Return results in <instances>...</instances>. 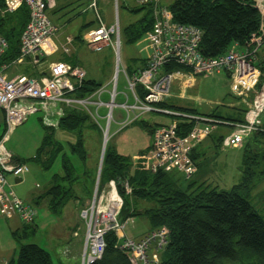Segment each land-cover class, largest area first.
I'll return each mask as SVG.
<instances>
[{"label":"built area","instance_id":"obj_1","mask_svg":"<svg viewBox=\"0 0 264 264\" xmlns=\"http://www.w3.org/2000/svg\"><path fill=\"white\" fill-rule=\"evenodd\" d=\"M83 1L86 11L93 15L95 22V27L82 37L84 45L92 52L108 48L117 55L120 45L118 27H107L104 24L98 12V0ZM161 1L133 0L136 6L147 7L151 11L152 27L144 39L149 45V53L145 66L132 75L122 69L127 87L132 93L133 104L126 105L127 102H124L125 104L117 105V75L113 89L108 93L109 102L101 101L103 88L84 99L71 97L84 82L86 75L79 66L66 62L50 64L47 74L39 79L26 76L9 78L8 72L27 60L36 66L41 59L55 54L58 49L53 38L58 34L59 28L47 15V7L54 6V0H3L1 16L13 15L21 7H25L28 12V21L19 39L18 57L8 64H0V216L3 219L16 217L21 225L26 226L32 224L37 216L36 211L12 190L18 184L16 181L22 182L28 168L17 162L14 155L4 147L13 130L37 112L43 113L42 126L56 130L66 109L83 111L93 121L100 108H108L105 116L107 128L101 129L102 138L108 137V126L116 107L126 112L124 120L120 118L122 121L118 123L122 129L149 113L172 115L192 122L193 127L186 136L178 135L175 123L155 127L148 150L151 158L148 169L151 173L155 174L159 170L175 171L186 180H190L198 171L191 158V151L213 132L215 127H210L211 124L231 127L230 134L220 141L222 150L241 147L243 141L252 134L264 133L260 122V115L264 110V83L258 87L261 72L257 67L259 51L264 44V1L253 0L262 22L248 44L245 47L232 44L225 54L212 59L203 58L199 52L202 32L196 27L174 22L170 11L162 6ZM71 43L72 39L66 38L61 47L63 54H70ZM7 50V41L0 35V61ZM168 66L182 69L166 72L164 69ZM220 73L228 75L230 94L246 106L243 122L227 124L157 107L170 97L174 80L184 79L189 85L193 77ZM256 88L261 91L249 103V94ZM138 90L141 91V97ZM90 107L94 110L91 111ZM99 186L97 182L90 202L78 213L86 228L82 264H92L101 257L106 246L105 236L111 233L116 238L115 248L129 254L131 264H156L157 258L149 253L152 251L157 254L164 248L168 230L164 227L153 229L140 240L133 241L125 235V229L133 223V219L128 218L123 222L119 220L123 198L117 191L118 184L109 181L106 185ZM119 188L125 196L132 193L127 180H122Z\"/></svg>","mask_w":264,"mask_h":264},{"label":"trees","instance_id":"obj_2","mask_svg":"<svg viewBox=\"0 0 264 264\" xmlns=\"http://www.w3.org/2000/svg\"><path fill=\"white\" fill-rule=\"evenodd\" d=\"M2 7L3 0H0V10ZM167 9L174 22L196 27L202 32L198 49L205 59L225 54L232 44L245 47L250 37L258 32L262 22L253 0H175ZM27 21L28 12L25 7H21L13 15L1 16L0 13V35L8 44V50L0 64H8L18 57L19 39ZM151 27L152 16L148 9L147 15L138 23L124 28L125 43L136 44ZM257 67L261 72L259 87L264 83V62H258ZM126 69L129 75L135 72L131 67ZM180 69L182 68L168 66L164 70L168 72ZM101 87L100 84L85 79L71 97L84 99ZM138 94L141 97L140 90ZM157 107L168 111L171 109L165 102ZM173 112L198 115L195 111L186 109H175ZM165 116L177 118L173 123L177 125L179 136H186L193 126L192 122L182 118ZM157 126L160 125L149 127L142 124L150 137ZM45 129L50 134L32 160L37 161L44 171L50 170L56 161L61 163V173L52 176V185L39 198L46 201L51 214L59 215L65 205L75 199L73 186L77 178L71 158L77 157L82 163L87 158L84 130L93 129L101 141L102 133L91 122L88 114L76 109L65 110L58 129ZM56 132L74 133L75 139L67 142L65 147L61 142L52 140L51 137H55ZM242 173L245 175L244 171ZM247 176L248 178L243 176L242 183L231 191H218L202 186L190 191L189 186L184 189L180 187L179 179L169 172L159 170L153 174L149 169L148 173L143 170L131 172L128 158L111 150L106 144L100 181H116L122 195L119 184L122 180H127L132 189L131 196L151 204L139 211L129 210L128 203L124 200L119 220L123 222L128 218L143 217L151 230L161 227L168 230L166 245L159 251L161 254L156 264H264V221L248 199L249 186L254 176L251 169ZM28 226L30 225H23L22 229ZM17 235L18 232L15 231L12 237ZM23 235L26 233L23 232ZM115 243V236L107 234L105 249L101 257L92 264H131L130 255L117 250ZM7 264H51V260L48 253L39 246L20 244L16 258Z\"/></svg>","mask_w":264,"mask_h":264},{"label":"rangeland","instance_id":"obj_3","mask_svg":"<svg viewBox=\"0 0 264 264\" xmlns=\"http://www.w3.org/2000/svg\"><path fill=\"white\" fill-rule=\"evenodd\" d=\"M174 1L175 0H162L161 3L162 6L169 8ZM55 8V5L47 7V11ZM140 9L141 7H137L133 0H98V12L104 24L107 27L116 26L121 32L118 54L116 55L108 48H105L100 52H92L82 45V43L78 45L77 51L79 54V61L87 71V78L100 84L102 86L101 88L104 89V93L101 96L102 102H109L110 96L108 93H111L115 76L117 75L118 85L115 90L117 92L115 103L117 105L125 104L124 102H127L126 105L133 104V101H131V99H133L132 93L127 87L122 69L124 68L127 72L126 68L131 67V62L129 60L133 57H138V54L144 55L145 53L139 52L140 50H143L144 47L149 49V45L144 40L145 35L135 45L126 44L124 41L123 30L129 25L138 23L147 15V7ZM134 10L140 11L135 12ZM91 19L94 22L93 15L90 13L81 17V21ZM60 54L61 53H59V55ZM57 56L58 54L52 58L46 59L45 65L50 61L56 60ZM117 70H119V72H117ZM192 83V86L186 91V99L184 101H179L176 98L180 90L179 84L177 81H174L171 87L170 98L167 99V103L171 105H181L187 108H195L199 110L200 113H203V115L210 112L216 106L219 107L221 113L226 112L225 103L229 102V97H232V95L230 94L229 78L225 73L210 76H196L192 78ZM184 84H188L186 83V80H184ZM106 91L107 94L105 93ZM260 91L261 90L258 88L252 90L249 94L248 102L252 103L255 94L260 93ZM227 95L230 96L227 97ZM222 100L225 102L221 103ZM90 109L91 111L94 110L93 107H90ZM107 109L100 108L97 115H94L93 121L91 120V122L100 130H105L107 128V120L105 117ZM42 115V112L34 113L27 119V121L17 126L5 142L4 146L6 150L14 155L19 163L25 164L28 168V173L23 177L22 182L14 185L12 190L18 197L36 211L37 216L30 226L23 229L19 225L16 226L17 228H13V224H15L14 221L17 220L15 219L16 217L5 220L0 216V230L3 233L5 230L4 227L8 223V230L7 232H4L3 235V238H5L6 234L7 239H9L8 235L11 237L10 239H12V234L15 231L18 232V235L12 240L15 244L16 253L20 244H35L48 253L51 264H82L83 250H85L84 239L86 237V228L85 225H83L82 220L79 219L78 213L81 208L85 207L90 202L91 194L93 193L97 182L100 185V188L106 185L109 181L114 180H108L105 183L100 181L102 164L100 170L99 165L103 140H100L97 132L92 131L93 129H85L83 136L87 158L84 163H82L77 157L71 158V164L75 171V178H77L73 186L75 199H71L59 215L51 214L47 209L46 201L39 198H41L52 185V176L61 173V163L60 161H56L50 170L44 171L39 167L37 161L32 160L38 154V150L42 146L45 138L50 134L41 125ZM125 116L126 112L123 109H120V107L113 109L112 121L108 126L106 144L111 150L128 158L131 172L143 170L144 173H148V167L151 161L148 154L149 134L146 129L142 128V124L145 123L149 127H154L157 122L168 124L173 123L177 118L149 113L143 115L138 123L122 129L118 123L122 121L120 118L124 120ZM215 126L219 125H210V127ZM51 138L54 141L61 142L65 147L67 146V142H71L75 139L74 133L70 132H56L55 137ZM65 152L68 153L66 150ZM237 152L240 155V161L242 158H248L245 160L246 164L243 170H235L233 167L234 162L230 154ZM211 154H214V159L217 157L215 163L219 164V162L222 161L229 165L228 170H220L219 166L213 169L212 180L215 181V186H217L216 189H218V191H231V187L237 184V180H240V177H238V171H240V173L244 171L245 175L242 173V178L243 176L248 178V170L253 161L249 152L245 155L244 150L238 151L233 148H227L224 150L213 151ZM240 161L236 164V167L241 165ZM209 164H213V160H210ZM254 171L256 172V176L249 186L251 195H256L260 190V172L262 170ZM169 173L179 179L180 182H178V184L180 187L183 189L186 188L190 180L184 179L181 174L175 171H170ZM10 182L15 184L11 179ZM65 184L68 185L67 183ZM253 188L255 189L253 190ZM117 191L120 194L118 188ZM122 198L123 201H127V207L129 210L135 209L139 211L144 207L151 206L150 203L136 200L131 195L125 196L122 194ZM248 199L250 203L254 205V202H251L250 197ZM256 199H258L257 201H261V198ZM254 207H256V204ZM145 220L146 219L143 217H134L133 223L126 227L125 235L128 237L135 236L139 232V226H141L142 222ZM18 224H20L19 220ZM152 230L148 231L143 236H146ZM23 232L26 233L25 236L23 235ZM131 239L133 241L140 240V238ZM160 254L161 252L156 254L152 251L149 253V255L156 257L157 261Z\"/></svg>","mask_w":264,"mask_h":264},{"label":"crops","instance_id":"obj_4","mask_svg":"<svg viewBox=\"0 0 264 264\" xmlns=\"http://www.w3.org/2000/svg\"><path fill=\"white\" fill-rule=\"evenodd\" d=\"M54 5L56 8L48 11V16H49L50 20L52 21V23L55 24L59 28L58 34L53 38V43L55 44V46L58 49L57 52L51 56H48L47 58L41 59L40 63L36 66L31 64L30 61L27 60L22 65L16 66L13 70L9 71L8 72L9 78H12L14 76H26L29 78L39 79L40 77H43L47 74L50 64L56 63V62H66V63H69L71 65L79 66L82 70H84L85 75H86V80H90L87 78L86 69L81 65V62L79 61V54L77 51L78 45H80V43H82V45H84L83 40H82V37L84 36V34L88 30L94 28V26H95V25H92V22H93L92 19L87 20V21H81L82 16H84L87 13L89 14V12H87L85 9V3L83 0H54ZM63 8H65V9H63ZM60 9H63V10L56 13V11H58ZM89 24H91V25H89ZM78 37L79 38L81 37V40L80 39L78 40ZM66 38L72 39V43H71V47H70V54H68V55L63 54L61 51V47L64 44ZM59 53H61V54L59 55ZM139 53H145V54L144 55L138 54V57H133L132 59L129 60L131 62V69L133 71H137L139 69H142L145 66L149 51H148V49H146V47H144L143 50H140ZM57 54H58V56L56 57L57 58L56 60L50 61L47 63V65H45L46 59L52 58V57L56 56ZM258 57H259V63L264 62V44L259 51ZM174 81L178 82L179 89H180L176 98L179 101H184L186 99V91L192 86L193 83L191 82V84L189 86V85L184 84V79H176ZM171 87H172V85H171ZM170 93H171V91H170ZM229 96L230 95H227V97H229ZM229 98H230L229 102L225 103L226 104V106H225L226 112L225 113H221L219 111V107L216 106L210 112L205 113V115H203V113H200L199 110H197L195 108H187V107H183L181 105L168 104L167 100L165 101V104L169 108H171L170 112H173L175 109L193 110L196 112V114H198L195 116H203V117H206V118H209L212 120H216L219 122H224L227 124L239 123V122L244 120V114L246 111V106L242 102H240L238 99L234 98L233 96L229 97ZM224 102H225L224 100L221 101V103H224ZM156 114L162 115L159 113H156ZM163 116H165V115H163ZM1 118L2 117H1V112H0V120H1ZM260 122H261L262 129H264V110L260 115ZM156 124L157 125H166L167 123L157 122ZM156 124L154 126H156ZM168 124H171V123H168ZM221 129H223V130H221ZM230 132H231V127H229L228 125L215 126L213 132L202 143L197 145L191 151V158L194 161V163L196 164L198 171L190 179L189 183L187 184V186H189V188H190V191H193L196 188L201 187V186L207 187L208 189H213V188L216 189L217 188V186H215V181L212 180L213 179V169H215V167L219 166L220 170H228L229 165L225 162H222V161L219 162V164L215 163V160L217 159V157L214 159L213 158L214 154H211V153L213 151L221 150L220 141L224 136H227L228 134H230ZM148 141H149V144H148V150H149L150 145H151V137L150 136H149ZM233 149H236L238 151L244 150L245 155L248 152L251 154L250 156H252L253 161L251 162L252 165L250 166V169L252 170L253 175H254L253 179L256 176V172L254 170H262L260 172V185H259L260 190L256 195H251L250 191H249L248 198L250 197L251 202L252 201L254 202L253 203L254 205H252V203H250V204L252 205L254 210L258 213V215L264 221V135L261 133H254L250 137L246 138L243 141L241 147H237V148H233ZM209 152H211V153H209ZM230 155L233 158L234 169L235 170H243V168H245V164H246L245 160L248 158H246V159L242 158V160L240 161V155L238 152L237 153H231ZM210 160H213V164H209ZM224 160H226V159H224ZM239 161H240L241 165H238L236 167V164H238ZM238 173H239L238 177H240V180H237V184H235V186H232L231 189L238 186L242 181V173H240V171H238ZM252 182H253V180H252ZM254 189L255 188H253V190ZM216 190H218V189H216ZM225 191H229V190H225ZM256 198H259V199L261 198V201H257L258 199H256ZM255 204H256V207H254ZM9 219H11V218H9ZM9 219H5V220H9ZM15 219H17V220L14 221L15 224H13V226H14L13 228H15L18 225L22 227L23 225L18 224V218H15ZM132 219H134V218H132ZM8 227L9 226L7 223L4 227L5 230L3 231V233L0 230V264H7L11 259H15L16 254H17L15 244H14V242H12L13 238L10 239L11 237H9V235H8L9 239H7L6 234H5V238H3L4 232H7ZM150 230L151 229H150L147 221L145 220L144 222H142L141 226H139V232L135 236H129V237H131L133 239H139Z\"/></svg>","mask_w":264,"mask_h":264},{"label":"water","instance_id":"obj_5","mask_svg":"<svg viewBox=\"0 0 264 264\" xmlns=\"http://www.w3.org/2000/svg\"><path fill=\"white\" fill-rule=\"evenodd\" d=\"M228 76V75H227ZM102 150H101V154H100V165H99V170L101 168V164H102V159H103V154H104V150H105V146H106V142L107 139L105 137L102 138ZM16 183H19L18 181H16Z\"/></svg>","mask_w":264,"mask_h":264}]
</instances>
